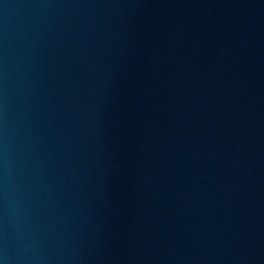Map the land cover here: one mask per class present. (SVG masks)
<instances>
[{
    "label": "water",
    "instance_id": "obj_1",
    "mask_svg": "<svg viewBox=\"0 0 264 264\" xmlns=\"http://www.w3.org/2000/svg\"><path fill=\"white\" fill-rule=\"evenodd\" d=\"M0 264H264V0H0Z\"/></svg>",
    "mask_w": 264,
    "mask_h": 264
}]
</instances>
